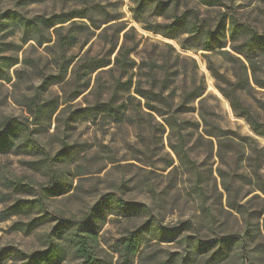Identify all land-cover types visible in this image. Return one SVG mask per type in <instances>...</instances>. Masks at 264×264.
Returning <instances> with one entry per match:
<instances>
[{
    "label": "rangeland",
    "instance_id": "rangeland-1",
    "mask_svg": "<svg viewBox=\"0 0 264 264\" xmlns=\"http://www.w3.org/2000/svg\"><path fill=\"white\" fill-rule=\"evenodd\" d=\"M162 1L171 10L166 18L150 17L155 23L191 10L212 28L226 19L220 24L224 50H230L231 16L264 33V0H221L216 7L202 0ZM131 9V0H0V130L15 119L34 140L21 145L26 130L15 146L0 151V251L32 255L46 249L51 236L67 248L56 235L91 220L98 235L96 264H264V137L235 116L218 89L235 84L245 70L226 61L224 50H184V36L173 40L144 30ZM83 11L87 18L78 16ZM69 16L76 18L55 27L45 22ZM114 16L120 18L114 23L136 31L127 46H138L132 57L145 63V71L162 64V57L171 72L179 69L164 90L173 108L194 85L205 88L203 101L177 115L186 149L203 175V201L193 192L194 177L170 149L162 118L115 93L117 72L104 69L96 85L98 72L93 74L90 88L76 99L88 82L79 60L99 58L124 40L123 34L113 40L115 28L104 31L114 23L93 28ZM257 62L264 85V59ZM247 76L256 91L244 88L239 96L264 122V89L253 85L250 71ZM217 128L221 137H210ZM132 233L140 238V251L126 261L121 242ZM221 240L228 243L221 247ZM220 247L223 255L213 258ZM81 262L69 253L61 264Z\"/></svg>",
    "mask_w": 264,
    "mask_h": 264
},
{
    "label": "trees",
    "instance_id": "trees-1",
    "mask_svg": "<svg viewBox=\"0 0 264 264\" xmlns=\"http://www.w3.org/2000/svg\"><path fill=\"white\" fill-rule=\"evenodd\" d=\"M204 5L216 7L221 6V0H202ZM132 2V13L138 23L143 26L144 30L152 31L155 34L163 35L166 38L177 40L184 36V40L180 42L182 49L187 50L190 47L196 48L199 51L213 52L217 49L224 50L228 47L226 42L222 43V32L220 28L221 23H225L226 19L220 22L219 25L212 28L207 20L201 19L199 14L194 10L183 12L179 15L176 14L172 20L155 23L151 21L152 18H166V12L171 10L168 3L162 0H131ZM80 18H87V13L83 11L78 13ZM59 17V16H58ZM76 17H67L64 19L60 17L58 20L51 18L45 22H50L51 27L56 25L65 24L68 21ZM120 18L114 16V18L107 19L103 23L98 25L93 24V28L98 31L104 25L112 24L118 21ZM91 21H93L90 18ZM50 27V28H51ZM113 40L116 38L119 41L123 34V42L118 48V42L103 56L99 58H90L88 56L83 57L79 60L82 63V69L84 70V76L88 80L82 86L83 90L78 93L76 99L79 98L86 90L91 86V76L97 73L96 84L100 82V73L105 72L104 69L108 68V73L113 75L115 72L119 75V83L116 86L115 93H121L123 97L128 100H133L137 105L146 110L150 117L154 115L162 118L161 127L162 129H169L167 139L169 140V146L174 155L178 158L179 163L184 166L186 170L194 177L193 192L197 194L200 200H204L205 187L202 185L203 175L198 168L197 162H195L188 150L186 149V139L184 133V127L178 122L177 115L179 113H188L190 108L188 105L194 101L201 99L206 95L205 88L203 86L194 85V89L189 93H185L184 98L178 104L177 109L173 108L174 100L168 95L166 96L164 90H168L178 79L180 72L176 69L175 72H171L170 61L166 57H162L159 61L162 64L151 63L148 70L145 71L143 65L144 62L139 63L133 57L132 54L138 49L137 45L127 46V41L131 35H134L136 31L133 28L127 30L125 24H116L105 27L104 31L114 29ZM230 38L231 45L230 50H224L221 52L224 59L231 63L235 69L236 66L241 65L245 70V73L237 76V82L233 84L231 81H227L225 88L219 87V91L226 97L230 105L233 107L235 116L243 118L248 122L252 132L256 136L264 137V122L259 121L252 114L250 108L244 105L243 101L239 96V92L247 88L250 91L255 92L250 80L247 76V71L251 72L253 76V85L258 88L264 89V85L259 81L257 77L258 62L257 58L264 59V33L261 34L250 28L249 26L238 23L234 16L230 18ZM223 27V31H224ZM57 31V30H56ZM242 33L243 38L238 39L239 34ZM224 38V37H223ZM28 41H32L28 40ZM193 45V46H191ZM115 57L113 58V56ZM246 62V63H245ZM248 65V69H247ZM80 66L76 67V71ZM155 70V71H154ZM209 70L215 77H218L217 71L213 64L209 62ZM74 73L75 70H74ZM164 77L162 79L157 78ZM246 75V76H245ZM127 78V81L122 84L121 79ZM137 78V80H135ZM98 86L96 89H98ZM158 91V92H157ZM104 106V105H100ZM121 108H126L124 102H122ZM164 107L167 111H164ZM7 129L4 131L0 130V151L10 146H15L16 140L22 138L26 130H28L27 136L21 142L22 146H31L34 142L32 132L24 124L19 121L12 119L9 121ZM203 122L206 124L207 121L203 118ZM219 132L210 133V137H221V129L217 128ZM20 136V137H19ZM48 195L53 196L54 191L48 190ZM109 199V198H108ZM99 206H97L98 208ZM88 220V219H87ZM264 228V225H263ZM159 228L155 226V230ZM59 239L67 244V248H62L59 243L55 242L54 237H49L47 248L41 250L32 255H25L17 249H3L0 251V264L4 260L21 261V264H61L66 261L69 253L76 259L82 261L81 264H96V258L93 251L94 245L98 242V235L93 230V224L91 220L84 222L82 227H77L71 231L59 233L56 235ZM221 247L226 245L227 241L219 242ZM140 238L137 233H132L128 237H125L121 242L120 255L125 258L126 261L133 260L139 253L140 249ZM218 248L213 255L221 257L223 255L224 248Z\"/></svg>",
    "mask_w": 264,
    "mask_h": 264
}]
</instances>
